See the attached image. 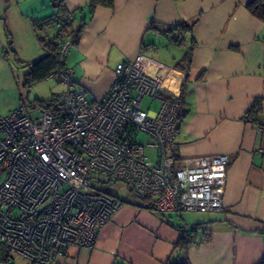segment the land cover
<instances>
[{"label": "crops", "instance_id": "1", "mask_svg": "<svg viewBox=\"0 0 264 264\" xmlns=\"http://www.w3.org/2000/svg\"><path fill=\"white\" fill-rule=\"evenodd\" d=\"M251 1L114 0L113 9L91 14V0H0L2 115L23 107L21 80L45 56L39 38L57 34L55 27L37 32L34 21L61 8L73 15L74 28L84 26L66 66L91 102L107 96L118 65L142 56L143 69L168 95L179 97L186 87L179 159L230 158L222 212L179 217L118 198L123 205L95 248H71L55 264H262L264 133L246 117L260 100L264 129V23L248 11ZM182 24L191 30L177 45L164 31ZM184 233L189 244L182 249ZM11 264L32 263L16 256Z\"/></svg>", "mask_w": 264, "mask_h": 264}, {"label": "built area", "instance_id": "2", "mask_svg": "<svg viewBox=\"0 0 264 264\" xmlns=\"http://www.w3.org/2000/svg\"><path fill=\"white\" fill-rule=\"evenodd\" d=\"M55 17L62 67L53 78L66 87L65 112L0 113V262L18 256L55 264L71 248L94 249L123 205L105 193L108 185L125 184L162 214L222 212L230 158L179 159L178 97L143 69L139 56L118 65L107 96L91 102L66 66L72 41L63 27L73 15ZM165 35L172 42L183 38L179 31ZM145 100L158 109H142Z\"/></svg>", "mask_w": 264, "mask_h": 264}, {"label": "trees", "instance_id": "3", "mask_svg": "<svg viewBox=\"0 0 264 264\" xmlns=\"http://www.w3.org/2000/svg\"><path fill=\"white\" fill-rule=\"evenodd\" d=\"M61 0H56V3L58 6L60 5ZM63 1V0H62ZM62 4V2H61ZM98 8H106V9H113L114 8V0H91L90 3V13H94ZM61 14H63V17H67L68 14H66L61 8H59ZM248 11L254 16L256 19L260 20L264 23V0H252L247 5ZM57 13V12H56ZM56 13L47 19L44 20H37L34 21V28L37 32L44 31L50 28H53L55 26L56 22ZM84 30V26L81 25L78 28L73 27V19L69 22H65V25L63 27V33L66 34L71 41H72V47H76L79 45L82 33ZM191 27L187 24L179 25L175 28H169L164 33H172L174 31H179L182 34V40L181 41H173L177 45H182L184 42V36L190 32ZM60 31L57 30V34L55 37L51 40H45L43 38L40 39V43L45 51V56L35 62L33 65L29 66L26 74L24 75L23 79L21 80V88H22V95H21V101L23 107L27 108V105H29L32 109H42L45 112H48L56 117L63 115L65 112L64 106L61 104V97L55 96L52 97L50 100H39L36 99L33 102H26L27 98H25L24 93H28L33 87L42 84L49 79L53 78V75L55 72L62 67V65L59 62L58 59V51H59V43L57 40L60 38ZM9 47H11V43L9 44ZM186 96V87L183 85L181 95L178 97V99L182 102V111L179 116L178 120V126L180 128L181 124L183 123L184 117L186 115V111L184 109V97ZM262 112V102L260 100H257L253 106V108L249 111L247 115V120L249 123L260 126V116ZM142 204L139 206L145 209H150L157 211L155 208L152 207V204L149 200L143 199L140 200ZM202 225L198 224L191 230V233L197 232V229L200 228ZM184 237L182 238V241L180 243V246L182 249L187 248L188 242V234L184 233ZM171 264H181L178 262L171 263ZM264 264V260L262 262Z\"/></svg>", "mask_w": 264, "mask_h": 264}, {"label": "rangeland", "instance_id": "4", "mask_svg": "<svg viewBox=\"0 0 264 264\" xmlns=\"http://www.w3.org/2000/svg\"><path fill=\"white\" fill-rule=\"evenodd\" d=\"M65 92H66V87L61 82H59L57 78L54 77L42 84H39L33 87L28 93H24V94H25V98H27L26 102L29 103V102H33L36 99L47 101L55 96L63 97ZM27 108L32 118H36L38 115L37 110L32 109L29 105H27ZM149 108L153 110H157L158 105L157 104L154 105L152 104L151 101L145 100L142 104V109L147 110ZM141 139L145 140L144 137H142ZM149 154H150L149 156L154 157L153 152H149ZM103 190L109 196L119 198L122 200H137L138 199L134 197L133 194L130 192L129 188L125 184H122V183L108 185L107 187L103 188Z\"/></svg>", "mask_w": 264, "mask_h": 264}]
</instances>
